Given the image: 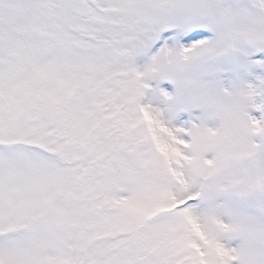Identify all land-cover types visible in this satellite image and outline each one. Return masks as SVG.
Listing matches in <instances>:
<instances>
[{
  "label": "snow or ice",
  "instance_id": "6c2138e0",
  "mask_svg": "<svg viewBox=\"0 0 264 264\" xmlns=\"http://www.w3.org/2000/svg\"><path fill=\"white\" fill-rule=\"evenodd\" d=\"M0 264H264V0H0Z\"/></svg>",
  "mask_w": 264,
  "mask_h": 264
},
{
  "label": "rangeland",
  "instance_id": "374dc122",
  "mask_svg": "<svg viewBox=\"0 0 264 264\" xmlns=\"http://www.w3.org/2000/svg\"><path fill=\"white\" fill-rule=\"evenodd\" d=\"M222 60H227V58H222ZM150 62H151L150 57L147 59L140 58L138 60V64L142 67ZM229 76H231L232 78L226 79V77ZM204 79L208 82L220 83L223 86L228 87L238 79V76L236 73L224 69L222 71L216 72L213 76H205ZM151 88L159 90L160 95L157 99V106H159L162 110L167 107V104L164 101L163 93H167L173 100H175L179 95V89L177 87V84L172 80H154L151 83ZM173 113H174V123L178 127L185 125L190 126V124L194 122L197 116L204 115L203 110L199 108H194L191 109L190 111L183 109H174Z\"/></svg>",
  "mask_w": 264,
  "mask_h": 264
}]
</instances>
